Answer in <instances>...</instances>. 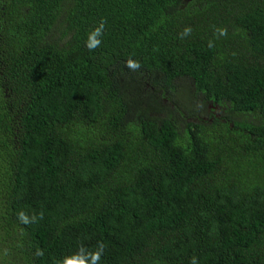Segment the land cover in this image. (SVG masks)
<instances>
[{
	"label": "trees",
	"instance_id": "1",
	"mask_svg": "<svg viewBox=\"0 0 264 264\" xmlns=\"http://www.w3.org/2000/svg\"><path fill=\"white\" fill-rule=\"evenodd\" d=\"M193 261L264 264V0H0V264Z\"/></svg>",
	"mask_w": 264,
	"mask_h": 264
},
{
	"label": "clouds",
	"instance_id": "2",
	"mask_svg": "<svg viewBox=\"0 0 264 264\" xmlns=\"http://www.w3.org/2000/svg\"><path fill=\"white\" fill-rule=\"evenodd\" d=\"M96 35H99V32L97 31L96 33H95ZM98 44H99V41H95V45H97L98 46ZM89 47H93V45H89ZM130 64H131V62H129ZM133 67H136L137 65H132ZM193 264H195V261H193Z\"/></svg>",
	"mask_w": 264,
	"mask_h": 264
},
{
	"label": "flooded vegetation",
	"instance_id": "3",
	"mask_svg": "<svg viewBox=\"0 0 264 264\" xmlns=\"http://www.w3.org/2000/svg\"><path fill=\"white\" fill-rule=\"evenodd\" d=\"M215 110H216V109H215ZM208 111H209V110H208ZM210 113L212 114V118H214L215 116H216V117L218 116L217 114H215V111L213 112V110H210ZM209 116H210V115H209ZM212 118L209 117V119H210L209 121H210V122H212V120H213Z\"/></svg>",
	"mask_w": 264,
	"mask_h": 264
},
{
	"label": "rangeland",
	"instance_id": "4",
	"mask_svg": "<svg viewBox=\"0 0 264 264\" xmlns=\"http://www.w3.org/2000/svg\"><path fill=\"white\" fill-rule=\"evenodd\" d=\"M212 110H214V111H216V112H219V111H220V109H217V110H215V109H212ZM219 119H220V117H219Z\"/></svg>",
	"mask_w": 264,
	"mask_h": 264
}]
</instances>
